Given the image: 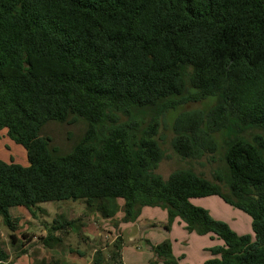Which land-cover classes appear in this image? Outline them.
<instances>
[{
    "label": "trees",
    "instance_id": "1",
    "mask_svg": "<svg viewBox=\"0 0 264 264\" xmlns=\"http://www.w3.org/2000/svg\"><path fill=\"white\" fill-rule=\"evenodd\" d=\"M209 98L218 102L207 112L174 119L172 148L214 161L219 134L226 172L212 182L180 169L164 180L161 125ZM79 122L68 152L45 134ZM1 130L28 161L0 160V218L14 233L13 207L35 215L42 203L83 201L104 220L123 211L126 223L152 207L167 212L166 230L181 220L221 241L203 264H264V0H0ZM253 130L261 133L248 138ZM209 197L248 215L252 236L191 202ZM73 226L56 220L43 245L54 249V231ZM122 245L119 237L111 263L123 264ZM147 246L178 264L169 240ZM8 259L0 245V263ZM105 261L96 251L94 264Z\"/></svg>",
    "mask_w": 264,
    "mask_h": 264
},
{
    "label": "rangeland",
    "instance_id": "2",
    "mask_svg": "<svg viewBox=\"0 0 264 264\" xmlns=\"http://www.w3.org/2000/svg\"><path fill=\"white\" fill-rule=\"evenodd\" d=\"M216 98H209L201 103H191L182 106L177 111H171L161 125L159 141L165 157L160 163L157 173L166 180L173 172L180 169H192L196 174L215 182L217 171L226 172L223 159L224 149L222 137L215 135L219 143V151L215 160L207 157L199 160H183L172 148L174 133L172 125L174 119L184 112L201 110L207 112L217 104ZM85 125L81 122L72 125L49 124L45 134L52 137L54 145L64 152L70 151L76 141L83 135ZM261 133L253 130L247 134ZM0 160L13 162L21 166H28L25 149L14 143L5 130L0 131ZM224 193L229 194L225 183L220 184ZM120 206L124 204L119 201ZM193 204L210 212L218 221L228 224L238 235H251V218L245 213L226 204L218 197L195 199ZM144 210V211H143ZM141 216L133 223L124 221L123 211L112 220H104L98 214L91 213L83 201L50 202L39 204L32 215L24 207H13L10 210L12 218L17 221V231L14 233L0 218V245L8 253V264H13L28 250H32L34 264H94L96 251H102L105 258L103 264H113L110 256L114 250L116 240L123 241L121 261L123 264H163L147 244H161L169 240L173 246V255L178 264H195L196 259L203 257V262L212 259L210 249L221 241L211 240V236H199L186 230L185 224L176 223L170 230H166L167 212L160 208L146 207ZM56 220L70 221L73 228L54 231L56 237L62 238V243L54 249L45 247L41 238L49 236V230ZM15 234L13 242L11 235ZM149 239V240H148ZM151 241V242H150ZM199 262H202V258ZM2 264V263H0ZM5 264V263H3Z\"/></svg>",
    "mask_w": 264,
    "mask_h": 264
},
{
    "label": "crops",
    "instance_id": "3",
    "mask_svg": "<svg viewBox=\"0 0 264 264\" xmlns=\"http://www.w3.org/2000/svg\"><path fill=\"white\" fill-rule=\"evenodd\" d=\"M0 154H2V151L0 152ZM209 198H213V197H209ZM219 198V197H218ZM207 199V198H206ZM195 200V199H194ZM192 203H193V200L191 201ZM144 211V210H143ZM167 214V213H166ZM176 223H178V224H181L180 223V220H177L176 221ZM175 223V224H176ZM174 224V225H175ZM238 234V233H237ZM149 240V239H148ZM211 240L213 241L214 239H212L211 238ZM215 240H217V239H215ZM217 241H219V240H217ZM151 242V241H150ZM152 244V243H151ZM159 244V243H158ZM158 244H152V245H154V246H156V245H158ZM220 245H222V243H218V245H216V246H220ZM215 247V246H214ZM148 248L151 250V248L148 246ZM213 248V247H212ZM152 251V250H151ZM201 258H202V262H199L200 260H201ZM201 258H199V259H196V263L195 264H203L204 262H203V257H201ZM34 262H35V257H34V254H33V252H32V250H28V252L27 253H24L23 255H22V257L21 258H19L18 259V261L17 262H15V263H13V264H34ZM3 264V263H2ZM5 264H8V262H5ZM10 264V263H9Z\"/></svg>",
    "mask_w": 264,
    "mask_h": 264
}]
</instances>
